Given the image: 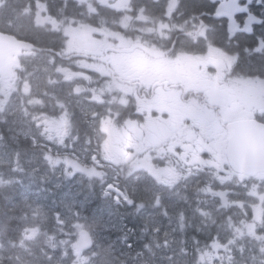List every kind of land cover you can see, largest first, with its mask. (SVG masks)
Segmentation results:
<instances>
[{"label":"flooded vegetation","instance_id":"flooded-vegetation-1","mask_svg":"<svg viewBox=\"0 0 264 264\" xmlns=\"http://www.w3.org/2000/svg\"><path fill=\"white\" fill-rule=\"evenodd\" d=\"M0 13V32L57 76L43 84L62 120L81 119L79 157L117 175L125 233L181 253H264V171L228 156L230 128L264 125V0H0Z\"/></svg>","mask_w":264,"mask_h":264},{"label":"rangeland","instance_id":"rangeland-1","mask_svg":"<svg viewBox=\"0 0 264 264\" xmlns=\"http://www.w3.org/2000/svg\"><path fill=\"white\" fill-rule=\"evenodd\" d=\"M32 66L33 69L26 68L20 63H9L6 61L2 66L3 69L0 71V113H7L10 116V120L14 118L15 122L16 118L23 122V119H21V115L24 116V120L25 116L26 118L28 117L26 110L27 104L35 107L36 104L42 103V101L46 98V95H51L54 97L56 95L55 85L43 84V82L44 79L47 82H51L52 77L55 79V81H57V76L49 74L46 75V73L50 72L42 69L39 64L35 62L32 63ZM60 77L62 78L60 79ZM59 80L61 81L66 79L64 76L59 75ZM102 89L103 91H105L104 88ZM36 92H38L39 96L34 95ZM47 102L48 101L43 102L42 105H46ZM37 108L39 109V107ZM89 113L92 114L91 112ZM37 115L41 114L39 113ZM45 133L46 131L44 130L42 134L45 139L43 140H47L52 144H58V150H55L51 145L46 144L47 149L45 153L38 152V148L35 147L31 150H23L22 153H18L16 152V150H14L15 152H13L7 146L2 145V142L0 143V183L2 184V186H7V184L11 183L17 178L23 181L26 180L30 184L33 182L38 186H40V183L37 182H39L40 180H49L50 182L54 183H59V181L61 180L71 178H81V181L84 180L81 171L80 173H78V169H75L76 167H78L76 165V161L79 162V164H81L82 162L84 163V161L79 159L74 152L65 151V149L76 148V145L73 141V139L75 138H64V136H66V132H63L61 129H57L56 134L50 133L46 136ZM24 134L25 136L33 137V134H36V132L35 130L31 129L29 130V132L24 131ZM54 152L58 154L56 155L54 154ZM145 165L149 166V164ZM93 169L94 173L96 174V169ZM98 173H100L98 177L101 183L104 182L106 180V177L103 175V173L105 172ZM84 175H86V173ZM165 184L167 185L166 182ZM103 190L106 192L112 190V188L110 186H104ZM113 193L116 195L113 197V200H119L121 198L118 193H115V191ZM73 197V194H70V196L62 194L59 198H56V200L59 201V204L61 202L66 203V212L58 216L59 220L61 221L62 227L66 226V219H71L73 213L71 209L77 204L76 201H73ZM101 198H104V195H102ZM43 208L44 209L36 207L35 210H33L34 215L38 217H47V212H50V210H46L45 206H43ZM102 212L103 207L100 209L99 213L101 214ZM121 213L122 212H117V218L119 221H121ZM80 226L81 224L77 222V232L82 228ZM36 232L37 231L35 230L27 235H25L26 232H24L23 237H25V239L27 240L33 239L35 234H39V231L37 233ZM24 243L25 241L22 240L16 245V249L9 250V248L3 247L1 245L0 239V264H4L5 262L7 264H22L25 261V254L23 253V249L25 248ZM65 244H69L74 248V242H71L69 239L65 241ZM93 255V253L77 254L73 264H76V262L81 264H93ZM143 264H149V262L147 260H144Z\"/></svg>","mask_w":264,"mask_h":264},{"label":"trees","instance_id":"trees-1","mask_svg":"<svg viewBox=\"0 0 264 264\" xmlns=\"http://www.w3.org/2000/svg\"><path fill=\"white\" fill-rule=\"evenodd\" d=\"M5 125L8 124L0 121V128L3 129V132ZM3 135L5 142L13 145L18 153L33 148L30 146L28 139L17 136L12 143L8 133L5 132ZM95 180L92 182L95 183ZM84 184L82 186L79 184L78 187H89L87 185L88 181ZM78 192L81 191L78 189ZM59 193L60 189L45 181H40V186L33 182L30 184L19 178L13 180L7 186H2L0 183V237L3 239V244L10 249L15 248L17 242L24 240L22 237L24 232L27 235L35 230L39 231V234H35L33 239L25 240L23 251L25 261L22 264L74 263V248L69 244H65V241L69 239L71 242H75L76 224L67 223L65 227H62L61 221L55 215L61 211V205L56 200V198H59ZM92 196L93 198L86 202L85 215L95 210L103 202L97 193H93ZM132 199L135 204L137 201L134 198ZM43 206L46 210H50V212H47V217L35 216L33 210L36 207L44 209ZM80 223L86 224L84 222ZM122 240L120 232L117 230H112L110 234L109 232L98 233L95 236L96 245L85 254H94L93 264H140L141 261L135 253H129L122 248ZM146 258L150 262L152 261L153 264L157 263L156 255L146 256ZM176 259L175 264H191L189 256L184 255L183 260ZM166 262L169 264V261Z\"/></svg>","mask_w":264,"mask_h":264},{"label":"water","instance_id":"water-1","mask_svg":"<svg viewBox=\"0 0 264 264\" xmlns=\"http://www.w3.org/2000/svg\"><path fill=\"white\" fill-rule=\"evenodd\" d=\"M218 10L216 15L223 14ZM28 44L17 42L7 35L0 34V62L21 49L29 48ZM230 156L236 167L245 172L264 170V125L247 123L236 125L231 129ZM93 245L91 235L82 230L77 243L78 250L89 249Z\"/></svg>","mask_w":264,"mask_h":264},{"label":"bare ground","instance_id":"bare-ground-1","mask_svg":"<svg viewBox=\"0 0 264 264\" xmlns=\"http://www.w3.org/2000/svg\"><path fill=\"white\" fill-rule=\"evenodd\" d=\"M118 212H121V210H120V211H118Z\"/></svg>","mask_w":264,"mask_h":264}]
</instances>
